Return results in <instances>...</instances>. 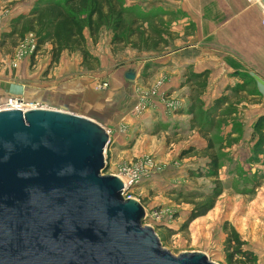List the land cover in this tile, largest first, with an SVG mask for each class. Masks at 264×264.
Here are the masks:
<instances>
[{"label":"rangeland","instance_id":"374dc122","mask_svg":"<svg viewBox=\"0 0 264 264\" xmlns=\"http://www.w3.org/2000/svg\"><path fill=\"white\" fill-rule=\"evenodd\" d=\"M36 1L0 0V32L10 31L18 15L34 9ZM122 1L129 10L157 17L143 24L144 37L151 28L162 32L167 28L173 35L163 34L165 47L146 50L142 43L113 46L112 33L106 29L95 43L85 33L89 59L79 67L81 54L67 53L68 63L77 69L65 77L61 101L69 112L99 121L108 133L104 176H116L120 167L128 173L146 167L139 185L128 193L144 209L143 226L154 230L172 256L202 253L214 264H239L237 256L227 260L226 240L231 230L237 233L244 227L242 235L237 233L243 250L255 257L254 264H264V214L249 222L251 206L264 205V156H254V146L264 140V127L258 130L264 117L259 78L247 61H236L231 54L222 56L220 64L216 53L223 48L212 36L215 31L205 36L217 25L215 8L206 5L207 0H199L200 5L193 0ZM244 1L257 8L262 24L261 10ZM29 36L37 44L33 34L14 42L5 39L0 53L11 55ZM35 49L22 60H30ZM50 49L43 47L33 65L50 56ZM199 74L204 77L191 78ZM103 84L106 88L99 89ZM221 99L224 105L206 117ZM208 144L218 160V179L202 174L208 158H181L184 151ZM218 187L220 195L212 203L181 198L216 193ZM193 210L198 216L190 219Z\"/></svg>","mask_w":264,"mask_h":264},{"label":"water","instance_id":"95a60500","mask_svg":"<svg viewBox=\"0 0 264 264\" xmlns=\"http://www.w3.org/2000/svg\"><path fill=\"white\" fill-rule=\"evenodd\" d=\"M108 133L62 110L0 112V264H214L177 257L104 176Z\"/></svg>","mask_w":264,"mask_h":264},{"label":"trees","instance_id":"16d2710c","mask_svg":"<svg viewBox=\"0 0 264 264\" xmlns=\"http://www.w3.org/2000/svg\"><path fill=\"white\" fill-rule=\"evenodd\" d=\"M155 19H157L155 15H141L138 10L125 8L122 0H37L34 9L19 14L12 22L11 30L3 33L1 38L4 40L0 42V47H3L5 39L14 42L16 38L19 40L26 34H33L37 39V44L35 52L30 58L31 65L34 63L37 53L49 45L51 47L49 51L50 68L58 64L62 53L81 54L80 66H83L90 56L85 47V33L93 43L96 42L101 31L106 29L112 33L111 44L113 46L132 44L133 47H137L138 43H142L146 50L158 48L159 45L165 47L167 37L165 38L163 34L173 35L167 28H165V32H162L160 28L150 27L151 32L147 37H144V32L140 30L143 24ZM202 77H204L203 74L191 76L193 80ZM223 102L224 99L216 101L215 108L206 114V117L210 118L214 113L216 114L217 110L224 105ZM263 127L264 117L260 119L258 130H262ZM208 145L202 149L190 148L182 153L181 158L188 155H202L208 158L206 169L202 174L210 179H218V160L212 154V146ZM254 152V156H264L263 139L254 146ZM218 195H220L219 187L216 193L209 195L186 194L181 198L184 201L199 198L212 203ZM193 211L194 214L192 213L190 219H195L198 216L195 212L198 210ZM243 245L238 234L231 230L230 236L226 240L229 262L237 260V256L239 264L255 263V257L244 251Z\"/></svg>","mask_w":264,"mask_h":264},{"label":"crops","instance_id":"0c3cea01","mask_svg":"<svg viewBox=\"0 0 264 264\" xmlns=\"http://www.w3.org/2000/svg\"><path fill=\"white\" fill-rule=\"evenodd\" d=\"M193 3L200 5L199 0H193ZM205 3L209 7L214 6L217 16V25L205 36L215 31L212 36H216L219 45H222L218 48H223L222 53L219 49L216 53L220 64L222 56L227 54H231L236 61H247L250 70H254L256 79L259 78V93L264 100V26L260 24L259 11L255 7H247L244 0H207ZM15 53L16 49L11 55L0 53V102L9 98H20L27 103L56 106L70 111L67 103L61 101L65 91L63 81L77 69L75 64L68 63V54L62 53L58 64L51 69L49 55L37 64L31 65L30 60L25 58L26 60H21L13 67L14 61L11 59ZM77 64L80 67V64ZM96 122L100 124L99 121ZM251 208L254 211L253 215L249 216V222L251 218L255 219L254 215L259 217L261 213L264 214V205L255 204ZM242 229L244 227L236 229L237 233L241 234Z\"/></svg>","mask_w":264,"mask_h":264},{"label":"built area","instance_id":"2783aa9c","mask_svg":"<svg viewBox=\"0 0 264 264\" xmlns=\"http://www.w3.org/2000/svg\"><path fill=\"white\" fill-rule=\"evenodd\" d=\"M248 2L250 5L256 6L261 10L262 12L261 23L262 25H264V7L261 5L260 0H248ZM31 38H32L31 36H29L28 39L25 38L23 42H21L18 45L15 56H14L15 60L12 65L13 67H16L18 62H20L24 58V56L30 55L34 51L36 44H34L33 41H30ZM105 88H106V84H103L102 86L99 87V89L101 90H104ZM25 107H28V109ZM32 109H44V107L39 103L24 102L20 98H9V99H6L0 102V112L11 111V110H19V111L25 112L27 110H32ZM106 165H107V162H106ZM120 168H119L120 171L116 175V177H118L123 184L124 198L132 199L128 191L132 189L133 187L139 185L142 177L144 176L143 171L145 170L146 167H143L141 170H135L132 173H128L125 167H122L121 169ZM123 179L127 180V185L124 184Z\"/></svg>","mask_w":264,"mask_h":264},{"label":"bare ground","instance_id":"6f19581e","mask_svg":"<svg viewBox=\"0 0 264 264\" xmlns=\"http://www.w3.org/2000/svg\"><path fill=\"white\" fill-rule=\"evenodd\" d=\"M25 108H27V109H28V107H25ZM123 181H124V184H126V185H127V180H126V179H123Z\"/></svg>","mask_w":264,"mask_h":264}]
</instances>
